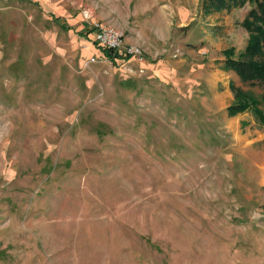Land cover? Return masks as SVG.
Masks as SVG:
<instances>
[{"label":"rangeland","instance_id":"rangeland-1","mask_svg":"<svg viewBox=\"0 0 264 264\" xmlns=\"http://www.w3.org/2000/svg\"><path fill=\"white\" fill-rule=\"evenodd\" d=\"M162 1L183 63L169 80L69 49L66 17L133 0H0V264H264V87L222 69L248 5ZM232 88L263 118L229 115Z\"/></svg>","mask_w":264,"mask_h":264},{"label":"crops","instance_id":"crops-1","mask_svg":"<svg viewBox=\"0 0 264 264\" xmlns=\"http://www.w3.org/2000/svg\"><path fill=\"white\" fill-rule=\"evenodd\" d=\"M118 8L112 9V14L105 16V19L92 17L84 18L78 12L72 13L70 18L66 17V22L61 21L60 25L68 32L70 38L69 49H76L77 56L84 63H115L131 64L138 68L137 76L141 78L153 79L160 77L169 80L179 72V68L183 67L182 59L176 52L179 51V45L170 41L172 30H174V21L170 9L162 0H133V7L129 13H117ZM49 17L59 20L60 17L53 12H48ZM96 20L110 24L116 28L122 29L125 33V42L128 44L140 45L146 49L149 57L144 62H136L133 58L124 56L122 53L112 52L104 49L94 41L93 22ZM66 25V27L64 26ZM65 27V28H64ZM178 28L179 25L177 24ZM174 32V31H173ZM178 36V29L176 30ZM107 52L110 55H107ZM93 58V60H91ZM230 75H238L231 70H225ZM216 76L218 73H215ZM220 77L216 80L207 81L208 88L216 97L219 95L216 91ZM175 83V82H172ZM229 80L221 81L223 95L231 99L228 90ZM201 86V84H200ZM215 89V90H214Z\"/></svg>","mask_w":264,"mask_h":264},{"label":"trees","instance_id":"trees-1","mask_svg":"<svg viewBox=\"0 0 264 264\" xmlns=\"http://www.w3.org/2000/svg\"><path fill=\"white\" fill-rule=\"evenodd\" d=\"M248 5L240 25L249 32L248 42L242 52L234 58L232 50L224 52L222 69L234 71L243 83L264 87V0H201L202 14L208 15L221 11H230ZM107 55L110 53L107 52ZM235 103L227 107L229 115L253 108L261 118V111L256 108L257 102L247 94L232 88Z\"/></svg>","mask_w":264,"mask_h":264},{"label":"built area","instance_id":"built-area-1","mask_svg":"<svg viewBox=\"0 0 264 264\" xmlns=\"http://www.w3.org/2000/svg\"><path fill=\"white\" fill-rule=\"evenodd\" d=\"M93 29L94 41L98 46L112 52H120L136 62H144L148 59L149 55L145 48L125 42V33L122 29L100 21L93 22Z\"/></svg>","mask_w":264,"mask_h":264}]
</instances>
